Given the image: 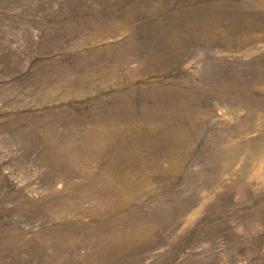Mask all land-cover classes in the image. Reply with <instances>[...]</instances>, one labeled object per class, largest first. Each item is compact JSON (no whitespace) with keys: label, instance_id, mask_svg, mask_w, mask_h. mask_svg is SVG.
<instances>
[{"label":"rangeland","instance_id":"rangeland-1","mask_svg":"<svg viewBox=\"0 0 264 264\" xmlns=\"http://www.w3.org/2000/svg\"><path fill=\"white\" fill-rule=\"evenodd\" d=\"M0 264H264V0H0Z\"/></svg>","mask_w":264,"mask_h":264}]
</instances>
